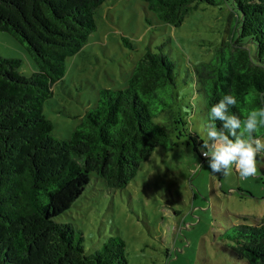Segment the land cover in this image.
<instances>
[{
    "label": "trees",
    "instance_id": "obj_1",
    "mask_svg": "<svg viewBox=\"0 0 264 264\" xmlns=\"http://www.w3.org/2000/svg\"><path fill=\"white\" fill-rule=\"evenodd\" d=\"M108 1L0 0V30L36 68L25 76L21 60L0 56V264H129L120 236L88 255L83 234L56 218L82 197L92 175L111 192L126 190L158 148L171 153L207 142L193 119L197 109L206 127L211 107L226 94L236 96L230 111L242 120L264 108V0H145L158 21L174 28L201 4H225L234 29L210 62L186 69L184 78L168 51L149 48L125 89H101L79 116L63 112L80 124L70 139L54 137L45 105L64 80L67 60L82 54L97 31L95 15ZM261 134L264 127L254 135ZM218 239L233 264H264V218L228 226Z\"/></svg>",
    "mask_w": 264,
    "mask_h": 264
},
{
    "label": "rangeland",
    "instance_id": "obj_2",
    "mask_svg": "<svg viewBox=\"0 0 264 264\" xmlns=\"http://www.w3.org/2000/svg\"><path fill=\"white\" fill-rule=\"evenodd\" d=\"M230 13L225 4H201L174 28L158 21L145 0H109L95 15L97 31L82 54L67 60L64 80L45 105L54 137L70 139L80 124L63 112L79 116L96 104L101 89H125L149 48L168 51L182 78L186 69L210 62L234 29ZM0 56L21 60L25 76L36 71L26 49L1 30ZM205 115L199 108L193 118L202 136ZM195 148L181 146L171 153L158 148L126 190L111 192L92 175L82 197L56 221L83 234L88 255L120 236L129 264H233L218 235L228 226L253 225L264 218V164L258 157L257 173L247 179L240 178L235 166L227 176L214 174L200 147Z\"/></svg>",
    "mask_w": 264,
    "mask_h": 264
},
{
    "label": "clouds",
    "instance_id": "obj_3",
    "mask_svg": "<svg viewBox=\"0 0 264 264\" xmlns=\"http://www.w3.org/2000/svg\"><path fill=\"white\" fill-rule=\"evenodd\" d=\"M237 104L236 96L226 94L211 107L206 126L208 140L201 144L200 153L214 174L227 176L235 166L240 178L247 179L255 177L258 157L264 164V139L254 135L264 127V108L252 110L242 120L230 111Z\"/></svg>",
    "mask_w": 264,
    "mask_h": 264
}]
</instances>
